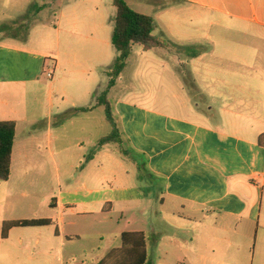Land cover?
Segmentation results:
<instances>
[{"label": "crops", "instance_id": "obj_1", "mask_svg": "<svg viewBox=\"0 0 264 264\" xmlns=\"http://www.w3.org/2000/svg\"><path fill=\"white\" fill-rule=\"evenodd\" d=\"M113 1H59L63 25L59 36L65 51L63 60L58 54L53 64L55 70L63 67L64 72L57 77L58 88L49 91L60 95L65 106L59 114L62 122L70 120L73 125L74 120H90L104 133V121L107 134L111 129L95 95L107 88L116 60ZM125 1L134 11L153 17L154 37L168 44L148 53H156L160 69L171 77L170 98L159 93L112 99L115 86L109 99L123 144L143 160L142 167L161 195L162 208L172 216V227L188 233V240L179 246L180 264H264V116L260 114L264 110V0ZM7 4L0 0V122L16 124V140L10 180L0 181V264H68L66 243L43 239L47 227L3 231L12 222L48 220L29 209L35 201L29 192L31 180L13 176L19 123L27 118L2 98L3 90L35 91L41 87L39 74L47 72L48 76L52 71L46 70L43 57L14 43L28 44L32 28L25 27L29 22L21 28L19 21L3 19ZM170 46L180 49L169 51ZM193 47L201 51L196 54ZM209 49L220 61L207 57ZM182 51L189 53V61L173 64L168 60L169 53ZM238 74L248 81L237 82ZM81 109L89 111L78 112ZM99 109L103 117L93 119ZM32 141L30 133L25 143ZM83 145L80 140L76 146ZM110 145L99 146L101 169L93 167L86 173L80 192L95 194L109 184L124 195L79 201L74 208H80V214L104 212L107 207L114 213L120 204L147 201L146 193L132 195L133 186L105 166L102 158L109 155ZM89 161L85 169L96 158ZM62 201L55 206H63ZM120 212L123 215L125 210ZM137 232L146 236L141 231L128 233ZM163 234L160 230L158 247L165 241Z\"/></svg>", "mask_w": 264, "mask_h": 264}, {"label": "rangeland", "instance_id": "obj_2", "mask_svg": "<svg viewBox=\"0 0 264 264\" xmlns=\"http://www.w3.org/2000/svg\"><path fill=\"white\" fill-rule=\"evenodd\" d=\"M59 1L7 0L8 9L2 14L3 19L19 21L18 25L21 28L23 23L29 22L25 25L32 28L28 44L24 45L23 41L14 43L23 45L21 47H25L27 52L43 57L47 63L46 70L51 68L54 75V79H49L47 72L40 73L41 87L35 91L22 87L10 91L6 88L3 90L2 98L19 109L21 115L27 118V122L19 123L13 176L24 177L33 183V186L29 187V192L35 195V201L29 209L33 208V213L36 212L40 217L53 223L44 229L46 234L43 239L50 242L61 240L65 242L64 257L68 264H101L108 261L111 253L122 247V233L135 231L146 233L150 239L148 264H180L179 246L188 240V233L172 227V216L162 208L161 195L156 191L154 182L150 180L147 169L142 167L143 160L133 155L126 143L123 148L114 144L107 147L109 155L103 156V162L106 167L114 168L120 180L126 185L133 186L135 191L131 192L132 195L146 193L147 201L120 204L114 213L107 207L104 212L83 215L78 212L80 208H74V204L79 201L113 199L124 195V191L116 193V190L106 184V188L95 194L80 192L82 179L92 172L91 168L101 169L98 139L108 135L109 127L102 121L106 131L103 133V129H99L90 120H74L73 125L70 120L62 122L63 117L59 115L65 109V106H62V99L56 92L55 95L49 93L50 89L58 88L57 77L64 72L63 67L55 70L53 64L58 54L63 60L65 51L63 37L59 36L60 27L63 26L60 23ZM114 10L117 16V10ZM177 44L182 46L180 48L187 49L182 43ZM180 48L170 46L168 49L176 51ZM193 49L196 54L201 51L197 47ZM208 51L206 55L209 59L220 61L213 58L212 49ZM114 54L116 59L118 56L116 49ZM158 59L155 52H144L140 46H133L127 67L121 79L117 81L111 98L156 97L159 93L170 98L171 77L162 72ZM168 60L173 64L178 60L184 63L190 60V56L187 51L176 54L171 52ZM168 63L171 64L169 61ZM239 75L237 82L248 81L239 78ZM228 80L232 81L231 76H228ZM262 98L264 99V94ZM102 114L103 110L99 109L92 118H101ZM260 114L264 116V110H261ZM96 122L98 123L97 120ZM80 128L86 130L84 134L79 132ZM91 130L95 133H90ZM30 133L33 135V141L25 143ZM80 140L84 145L78 148L76 145ZM91 158H96V162L85 169ZM137 165L142 168L141 171ZM58 200H63V206L59 208L55 206ZM122 209L125 210L123 215L120 212ZM162 212L163 217L160 216ZM176 220L179 221L178 218ZM160 230H164L162 236L165 237V241L158 247Z\"/></svg>", "mask_w": 264, "mask_h": 264}, {"label": "trees", "instance_id": "obj_3", "mask_svg": "<svg viewBox=\"0 0 264 264\" xmlns=\"http://www.w3.org/2000/svg\"><path fill=\"white\" fill-rule=\"evenodd\" d=\"M113 4L117 10V16L115 18L112 44L118 53V57L108 73L109 83L107 88L101 94L95 95V99L97 100V106L104 108L105 117L111 129L110 133L100 140L99 146L115 144L123 148L120 122L109 99V93L124 73L133 46L138 45L144 52H149L165 48L168 44L154 37L155 19L153 17L134 11L125 0H114ZM87 111L89 109L78 110V112ZM15 140L16 124L14 122H0V181L2 182H8L11 177ZM52 224L50 220L17 221L6 224L3 231L6 233L12 228L48 227ZM121 238L122 249L112 252L109 260L103 261L101 264L149 263L147 253L149 240L145 234L126 232L122 234Z\"/></svg>", "mask_w": 264, "mask_h": 264}, {"label": "built area", "instance_id": "obj_4", "mask_svg": "<svg viewBox=\"0 0 264 264\" xmlns=\"http://www.w3.org/2000/svg\"><path fill=\"white\" fill-rule=\"evenodd\" d=\"M48 78H50V79L53 78V72H52V71H49V72H48Z\"/></svg>", "mask_w": 264, "mask_h": 264}]
</instances>
